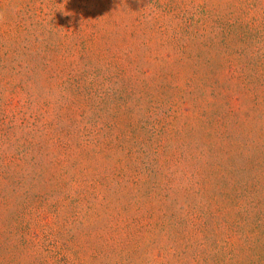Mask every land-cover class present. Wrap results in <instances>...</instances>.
Masks as SVG:
<instances>
[{
	"label": "rangeland",
	"instance_id": "1",
	"mask_svg": "<svg viewBox=\"0 0 264 264\" xmlns=\"http://www.w3.org/2000/svg\"><path fill=\"white\" fill-rule=\"evenodd\" d=\"M0 264H264V0H0Z\"/></svg>",
	"mask_w": 264,
	"mask_h": 264
}]
</instances>
